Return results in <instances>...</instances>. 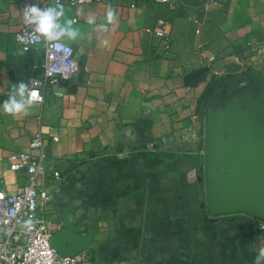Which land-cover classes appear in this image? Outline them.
Segmentation results:
<instances>
[{
  "label": "crops",
  "instance_id": "1",
  "mask_svg": "<svg viewBox=\"0 0 264 264\" xmlns=\"http://www.w3.org/2000/svg\"><path fill=\"white\" fill-rule=\"evenodd\" d=\"M177 1L173 10L158 0L63 4L61 23L73 19L79 32L61 39L74 47L77 71L47 86L25 112L0 109V187L16 193L27 183L9 155L28 150L41 132L61 172L49 225L64 231L68 221L82 236L91 233L85 264H255L264 248L256 218L221 221L202 210L206 116L198 112L218 78L210 59L225 74L232 63L239 72L264 69V55L252 56L249 46L264 41V0H222L206 12L199 0ZM30 4L46 7L45 0H0V102L13 83L28 86L42 72L43 46L23 51L15 39Z\"/></svg>",
  "mask_w": 264,
  "mask_h": 264
},
{
  "label": "built area",
  "instance_id": "2",
  "mask_svg": "<svg viewBox=\"0 0 264 264\" xmlns=\"http://www.w3.org/2000/svg\"><path fill=\"white\" fill-rule=\"evenodd\" d=\"M103 1L107 0H45V4L49 7L52 2L79 5ZM136 1L130 0L131 6H135ZM158 1L165 4L168 10L176 9L178 4L177 0ZM199 1L201 10L205 12L222 3V0ZM159 23L164 25L166 20L160 19ZM156 29V34L163 38V29ZM15 39L23 51L37 45H42L45 50L42 72L28 81L29 90L36 93L32 102H42L47 86L67 83L78 69L76 51L67 42L47 41L29 25L23 26ZM249 46L252 56L264 55V41H250ZM213 60L210 59L209 63L213 76H223L226 69L215 67ZM200 152L205 160L206 137ZM9 160L11 170L24 169L28 180L16 193L0 187V264H85L88 259L86 250L64 257L52 244L55 230L49 225L47 207L60 186L61 172L48 160L42 133L32 137L28 150L11 153ZM257 227L264 232V221L259 220Z\"/></svg>",
  "mask_w": 264,
  "mask_h": 264
},
{
  "label": "water",
  "instance_id": "3",
  "mask_svg": "<svg viewBox=\"0 0 264 264\" xmlns=\"http://www.w3.org/2000/svg\"><path fill=\"white\" fill-rule=\"evenodd\" d=\"M239 90L206 114L202 208L213 218L245 214L264 221V69L251 73ZM91 240V233L84 237L67 221L52 244L67 257L87 249Z\"/></svg>",
  "mask_w": 264,
  "mask_h": 264
},
{
  "label": "clouds",
  "instance_id": "4",
  "mask_svg": "<svg viewBox=\"0 0 264 264\" xmlns=\"http://www.w3.org/2000/svg\"><path fill=\"white\" fill-rule=\"evenodd\" d=\"M63 4L57 3L55 6L46 8L38 4L27 5L23 9V19L25 23L41 35L47 41H59L64 37L75 40L78 35V29L74 28L73 19H66L61 23L60 18L64 16ZM115 20L113 11L107 12V21L112 23ZM88 23L93 24L94 18L89 17ZM102 30H107L106 24L99 25ZM104 43H107L105 41ZM36 93L29 90L28 86L21 80L13 83L7 99L0 102V109L8 114H19L27 110V106L32 103ZM264 257V248H260L255 260L259 264L260 258Z\"/></svg>",
  "mask_w": 264,
  "mask_h": 264
},
{
  "label": "trees",
  "instance_id": "5",
  "mask_svg": "<svg viewBox=\"0 0 264 264\" xmlns=\"http://www.w3.org/2000/svg\"><path fill=\"white\" fill-rule=\"evenodd\" d=\"M229 73L222 77H218L208 84L203 95L200 97L198 102V112L201 117H205L207 111L211 107H218L222 104L225 99V95L230 94L233 91L239 90L243 82H246L249 78L250 71H238V68L233 63L229 67ZM225 90V92H224ZM204 165V160H201L199 165V171L201 174V169ZM208 214L206 208H202ZM234 215H228L223 217H218L216 220L221 221H231L237 217ZM257 222L258 219H255Z\"/></svg>",
  "mask_w": 264,
  "mask_h": 264
},
{
  "label": "flooded vegetation",
  "instance_id": "6",
  "mask_svg": "<svg viewBox=\"0 0 264 264\" xmlns=\"http://www.w3.org/2000/svg\"><path fill=\"white\" fill-rule=\"evenodd\" d=\"M241 91H242V90L233 91V92H231L230 94L225 95V98H227L228 96L236 95V94L240 93Z\"/></svg>",
  "mask_w": 264,
  "mask_h": 264
}]
</instances>
